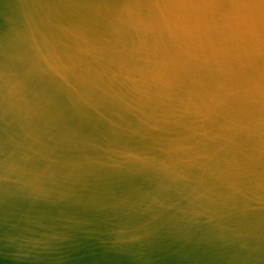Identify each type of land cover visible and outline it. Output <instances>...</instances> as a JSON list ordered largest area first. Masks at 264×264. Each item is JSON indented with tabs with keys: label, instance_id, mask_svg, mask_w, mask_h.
Returning a JSON list of instances; mask_svg holds the SVG:
<instances>
[{
	"label": "water",
	"instance_id": "95a60500",
	"mask_svg": "<svg viewBox=\"0 0 264 264\" xmlns=\"http://www.w3.org/2000/svg\"><path fill=\"white\" fill-rule=\"evenodd\" d=\"M174 2L0 0V264H264V54Z\"/></svg>",
	"mask_w": 264,
	"mask_h": 264
},
{
	"label": "clouds",
	"instance_id": "9594fccd",
	"mask_svg": "<svg viewBox=\"0 0 264 264\" xmlns=\"http://www.w3.org/2000/svg\"><path fill=\"white\" fill-rule=\"evenodd\" d=\"M261 10L245 0H176L168 5L169 16L180 30H206L215 27L220 35L235 49L253 55L264 54V0H260ZM47 70L62 75L65 66L56 58L44 57ZM119 155L123 163L146 164L148 157L131 150Z\"/></svg>",
	"mask_w": 264,
	"mask_h": 264
}]
</instances>
